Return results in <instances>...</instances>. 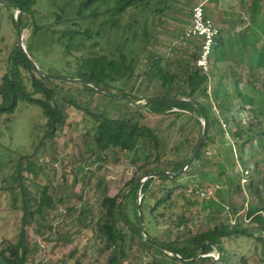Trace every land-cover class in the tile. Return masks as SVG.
<instances>
[{
	"label": "rangeland",
	"instance_id": "374dc122",
	"mask_svg": "<svg viewBox=\"0 0 264 264\" xmlns=\"http://www.w3.org/2000/svg\"><path fill=\"white\" fill-rule=\"evenodd\" d=\"M59 1L57 0L58 3ZM205 1L169 0L165 4L163 14L153 12L152 18L147 21L145 31L153 35L150 42L143 39L142 13H133L132 20L140 22L138 27H134L136 37L132 41L139 58L132 80L123 87L130 106L108 95L86 91L76 82L67 84L56 82L63 88L59 90L57 100L65 107L66 124L52 141H46L39 149L36 147L46 133V119L39 105L22 103L15 113L9 116L0 114V252L6 248L9 241L17 240L20 231L23 199L21 191L13 188V182H8L7 179L15 174L18 158L22 155L30 157L40 168L37 176L25 172L27 199H39L45 186L49 187V194L53 199V207L45 218L37 219L28 228L29 242L32 246L29 264H109L111 256L119 258L121 264H157L156 260L167 262L166 256H159L155 250L145 248L141 238L133 240L128 230H125L128 234L124 246L126 257L121 259L119 244L106 249L96 234L97 224L104 214L101 206L103 199L126 193L132 181H139L143 186L149 179L154 178L155 181L148 191L150 197L148 203L151 206H154L155 200L161 197L167 187L175 188V197L168 209L159 208L155 214L148 211L145 215L144 228L158 241L174 242L190 231L192 234H199L221 223L232 226L238 224L243 229L257 228L258 225L246 217V209L257 204L255 188L262 191L264 202V149L259 147L256 140L247 147L244 154L245 169L240 162L239 144L242 141H238L230 134V125L225 122V116L239 122L244 131L250 128L255 117L254 111L250 106L243 107L239 100L234 99L236 97L233 98L236 96L234 81L239 78L240 90L256 95L259 107L264 110V69L250 72L241 67L233 71L234 66L217 64L208 83L211 98H202L200 102L205 106H212L221 122L224 138L217 127L212 128L209 139L205 138L202 146V160L194 162V169H185L183 172L187 173H184L176 183L164 182L158 179L157 175L160 172L173 174L176 164L192 156L193 147L202 135L205 121L195 111L174 109L165 115H155L144 109L146 98L167 94L160 82L146 75L151 59L148 56L151 53L161 58L162 66L178 74L179 80L172 90L173 95L187 91L184 69L189 63H193L192 58L198 51V42L188 40L185 34L192 24L193 8L199 4L206 7ZM244 2L245 0L239 1L235 5L241 12L245 8ZM17 15L16 9L0 4V78L5 72L9 51L17 39L13 20ZM31 32V28L23 31L24 46ZM121 34V31L106 30L98 38L101 47L97 50L102 54H112L121 39ZM56 56L53 51L41 57L46 65L45 72L50 68L62 70L61 65L55 64ZM222 77L226 78L223 88L230 95L227 100L229 111L224 114L221 101L213 98L214 90ZM114 93L118 94L115 91ZM64 99L75 100L80 108L68 101L63 105ZM87 110L95 114H106L113 119L125 115L136 117L140 125H147L156 132L160 138V149L157 150L149 140H143L135 152L112 149L104 154L97 153L93 139L89 137L94 122ZM141 116L143 118H140ZM233 131H237V128L233 127ZM229 147L233 150L234 159L228 156ZM256 152L260 154L256 159L261 163L258 171L251 160V154ZM233 162L236 163V173L241 178L240 186L243 193L236 194L233 199L235 203L228 204V189L224 185L225 174H233L231 167ZM146 172L156 175L146 176ZM201 175L205 176L203 187L198 184ZM251 182L253 190L249 189ZM181 186L189 187L190 191L183 192L180 190ZM193 189H198V192L192 193ZM142 197L143 194L138 190V203ZM212 201L214 203L210 204ZM134 202L133 198L121 200L124 204L125 217L137 228L138 219L134 211ZM233 208H236V211ZM160 214H165V217H161ZM183 214L187 220L181 222L180 226L176 220L175 222L166 220L176 219ZM120 226L124 228L122 224ZM253 231V238H243L239 240V245L232 244L231 248L238 249L236 261L240 257H245L248 264H264V231ZM145 236L147 237L143 234L144 238ZM210 256L219 258L217 251ZM0 264H3L1 258Z\"/></svg>",
	"mask_w": 264,
	"mask_h": 264
},
{
	"label": "trees",
	"instance_id": "16d2710c",
	"mask_svg": "<svg viewBox=\"0 0 264 264\" xmlns=\"http://www.w3.org/2000/svg\"><path fill=\"white\" fill-rule=\"evenodd\" d=\"M2 1L4 3L0 4H5L8 8H14L22 12V29L24 31L31 28L32 32L25 45V51L20 46L17 22L13 18L17 39L9 51L5 72L0 78V114L9 116L15 113L18 106L22 103L39 105L46 119V133L36 147V149H39L46 141H52L57 132L62 131L66 124L67 115L64 111L65 107L59 104L57 100L60 94L59 90H63V88L57 85L56 82L67 84L72 82L71 80H78L79 82L76 83H79L86 91L91 93L104 94L100 90H97L98 88L112 93L115 91L118 94H114L126 102L119 101L123 102L126 106H130L129 104L131 103L127 101L128 97L123 87L127 86L132 80L139 58V53L134 49L132 41L136 37L134 27H138L140 22L135 19L132 20L133 13H142L141 18L144 19L142 25L144 31L143 39L146 42H150L153 35L145 31L148 26L147 21L150 17L152 18L153 12L163 14L166 9L165 4L169 0H60L59 3L57 0ZM207 17L209 16L207 15ZM106 30L122 32L121 39L115 46L112 54H102L97 50V48L101 47V41L98 38ZM126 33H130L131 35H126ZM261 42L263 45L262 48H259L258 45ZM249 46L252 49V54L246 64L244 63V53ZM199 48L198 45V51L192 58L193 63L188 62L189 64L184 69L188 90L176 95L172 94V90L175 89L176 83L179 80L178 74L171 71L168 67L162 66V59L150 53L148 57L151 59L149 60L146 75L160 82L162 89L167 94L165 96L154 97L164 98L166 99L165 101L148 103L144 109L155 115H165L173 112L174 109L186 112L195 111L207 123L206 140L209 139V134L214 127L218 128L224 138V130L220 120H218L215 112L212 110V106H205L200 102L202 98L209 99L211 97L208 93L209 77L202 75L197 66ZM143 50L145 51V49ZM53 51L57 55L54 58L56 60L55 64L61 65L62 70L50 68L45 72L46 65L41 57ZM29 58L38 66L39 70L33 66ZM234 58H237L236 63L234 62ZM231 59L234 62L231 65L234 66L233 71L235 68L241 67L250 72L264 69L263 23H253L248 32L240 33L234 36V38L230 33L223 37L220 29V36L217 39V46H215L212 57L213 71L217 64L230 61ZM42 73L59 75L67 79L45 78ZM234 74V77H236V72ZM225 79V77H222L213 94L214 99L221 101L223 114L229 111V102L227 100L230 98L228 91L223 88ZM234 84L236 96H233V98L236 97L234 99L239 100L243 107L250 106L255 116L247 131L241 128L239 122L234 119L230 120L229 117L225 116V122L230 125V134L235 139H238V141H242L239 144L240 162L246 169L244 154L247 147L252 145L256 140L259 147L264 149V110L259 107L256 95L240 90L239 78L234 81ZM66 101L68 100H63V105ZM68 102L80 108L75 100H69ZM194 103H197L201 108L204 117ZM87 113L94 122V128L89 137H92L97 153L104 154L112 149L135 152L143 140H149L157 150L160 149V138L156 132L147 125H140L134 116L125 115L124 117L113 119L106 114H95L88 110ZM140 118H143V116ZM233 127H236L237 131L234 132ZM196 145L193 147V151ZM202 151L203 148L200 149L195 160L187 169H194V162L202 160ZM259 155V152L251 154V160L254 161L256 171L259 170V166L261 165L256 159ZM228 156L234 159L231 147H229ZM189 158L176 164L172 171L174 175H161L162 173L160 172L157 174L161 175L158 179L164 182L176 183L184 173H187L183 172L182 169L186 166ZM16 165L15 174L10 179H7V181L13 182V188L15 187L21 191L23 217L17 240L9 241L6 248L0 252L3 264H29L28 260L32 252V246L29 242L28 228L37 219L45 218L47 212L53 207V199L49 194L48 186L43 187L39 199H27L28 188L25 184L27 180L25 172L29 175L37 176L40 170L37 164L30 157L22 155L18 158ZM231 167L233 174L224 171L226 173L224 185L228 189V204L235 203L233 200L235 195L243 193L240 186L241 178L236 173V163L233 162ZM149 175L153 177L156 174L146 172V176ZM200 179L198 184L203 187L205 176L201 175ZM154 181V178H151L141 187L143 197L139 205L137 202L140 187L139 181L130 182L126 193L103 199L101 206L104 214L97 224L96 234L104 243L106 249H111L119 244L120 259L125 258L124 246L128 238L125 230H128L133 240L141 238L145 248L153 249L159 256L167 257V262L156 260L157 264H216L217 259L210 256L214 251H217L219 254L218 259L220 264H248L245 257H240L236 261L238 249L232 250L231 247L232 244L239 245V240L243 238H253V230L264 231V202L262 191L259 188L254 189L257 204L246 209V217L255 222L258 225L257 228L243 229L238 224L232 226L227 223H221L199 234H192L190 231L184 237L174 242H161L156 238H152L146 232L144 228L146 225L145 215L148 211L151 214H155L159 208L168 209L174 200L175 188L167 187V190L162 193L161 197L155 200L154 206H151L148 203V199H150L148 191ZM252 188L253 183L251 182L249 189L253 190ZM198 189H193L191 192L196 193ZM8 190L12 191V189ZM180 190L183 192L190 191L187 186H181ZM128 198H133L135 201L134 211L138 219L137 228L128 222L124 214V204L121 203V200ZM212 203L214 202L212 201L210 204ZM233 210L236 211V208H233ZM160 216L165 217V214H160ZM166 220L170 222L171 220L174 222L176 220L180 226V223L185 222L187 218L183 214L176 219L168 218ZM143 234L153 239L158 246L149 244L146 238L143 237ZM203 245H205V249L202 256L197 258L201 254ZM176 255L180 258H177ZM118 259L115 256H111L109 264H121Z\"/></svg>",
	"mask_w": 264,
	"mask_h": 264
},
{
	"label": "crops",
	"instance_id": "0c3cea01",
	"mask_svg": "<svg viewBox=\"0 0 264 264\" xmlns=\"http://www.w3.org/2000/svg\"><path fill=\"white\" fill-rule=\"evenodd\" d=\"M244 0H206V12L209 18H211L215 24L221 29L223 37L229 33L236 36L243 32H248L249 28L252 27L253 23L264 24V0H245V8L241 12L235 7L238 2ZM209 7V8H208ZM215 7V8H211ZM198 42V41H196ZM262 42L258 45L262 48ZM244 63H248L252 49L247 47L245 50ZM237 58H234L236 63ZM232 59L230 61H224L220 64L233 65Z\"/></svg>",
	"mask_w": 264,
	"mask_h": 264
},
{
	"label": "built area",
	"instance_id": "2783aa9c",
	"mask_svg": "<svg viewBox=\"0 0 264 264\" xmlns=\"http://www.w3.org/2000/svg\"><path fill=\"white\" fill-rule=\"evenodd\" d=\"M185 36L188 40L198 41L200 48L197 66L202 75L210 79L213 72L212 57L220 36V28L211 18L207 17L204 4L193 8L192 24Z\"/></svg>",
	"mask_w": 264,
	"mask_h": 264
},
{
	"label": "water",
	"instance_id": "95a60500",
	"mask_svg": "<svg viewBox=\"0 0 264 264\" xmlns=\"http://www.w3.org/2000/svg\"><path fill=\"white\" fill-rule=\"evenodd\" d=\"M0 3H4V1L0 0ZM21 15H22V12H21V11H18V15H17V17H16V22H17V28H18V32H19L20 46L25 50L24 40H23V29H22V25H21ZM25 51H26V50H25ZM29 59L31 60V58H29ZM31 61H32V60H31ZM32 64H33V66H34L37 70H39L38 66H37L33 61H32ZM42 74L44 75L45 78H51V79H57V80H64V79H67V78H65V77H63V76H59V75L47 74V73H42ZM71 81H72V82H79L78 80H71ZM97 90H100L102 93L108 95L109 97H112V98H115V99H117V100H121V101L126 102L125 100L119 98L118 96H116V95H115L114 93H112V92H109V91H106V90H103V89H99V88H98ZM165 100H166V99H164V98H152V99H147V100H146V103H144V105H147L148 103L152 104V103H154V102H161V101H165ZM194 104L198 107V109L201 111L202 116L204 117L203 112H202L201 108L198 106V104H197V103H194ZM204 121H205V120H204ZM206 134H207V123H206V121H205V122H204V126H203V132H202V135H201V137H200V139H199V142L197 143V145H196V147H195V149H194V151H193L192 156L189 158V160H188L186 166L182 169V171H184L185 169H187V168L192 164V162L195 160L197 154L199 153L200 149L202 148V146H203V144H204V140H205V138H206ZM161 175H169V176H172V175L169 174V173H162ZM161 175H159V177H160ZM141 187H142V186L140 185V187H139V190H140V191H141ZM139 204H140V202L138 203V205H139ZM145 238H146V241H147L149 244H151V245H153V246H158V245H157V244H156L151 238L146 237V236H145ZM204 249H205V245H203V247H202V249H201V254H199V255L197 256V258H199V257L202 256V253H203ZM176 257H177V258H180L178 255H176ZM197 258H196V259H197ZM185 262L188 263L189 261H185ZM216 264H220L219 259H217Z\"/></svg>",
	"mask_w": 264,
	"mask_h": 264
}]
</instances>
